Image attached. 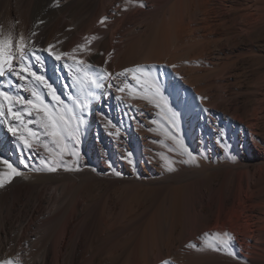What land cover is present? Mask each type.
Masks as SVG:
<instances>
[{
	"label": "bare ground",
	"instance_id": "obj_1",
	"mask_svg": "<svg viewBox=\"0 0 264 264\" xmlns=\"http://www.w3.org/2000/svg\"><path fill=\"white\" fill-rule=\"evenodd\" d=\"M65 12L77 24H60ZM82 27L90 41L77 59L114 75L155 66L147 79L158 75L180 113L173 133L180 143L168 138L163 113L130 75L116 83L123 87L127 79L133 89L97 92L89 105L79 165L67 150L61 165V146L48 137L32 138L34 151L22 149L0 119V157L21 173L7 176L0 161V260L264 264V0H0V37L14 43L23 35L30 47L68 52L70 36ZM33 33L38 41L31 43ZM43 60L33 70L61 93L64 60L47 51ZM0 87L29 93L7 79ZM30 121L25 117L39 132ZM44 184L53 189L45 199ZM45 200L55 209L36 217ZM219 240L228 245L217 251ZM25 243L28 257L21 261Z\"/></svg>",
	"mask_w": 264,
	"mask_h": 264
},
{
	"label": "snow or ice",
	"instance_id": "obj_2",
	"mask_svg": "<svg viewBox=\"0 0 264 264\" xmlns=\"http://www.w3.org/2000/svg\"><path fill=\"white\" fill-rule=\"evenodd\" d=\"M105 19L106 17L101 18V23ZM32 35L33 40L31 43H34L36 34L33 33ZM78 47L83 50L86 46L81 44ZM53 48L54 45L52 44H49L46 50L30 47V42L23 35L15 43L10 37H0V81L7 79L9 87L15 85L16 88H23V91L30 92L32 97L30 99L25 98L23 95L0 87V119L8 120L7 130L18 138L22 149L27 148L29 151H34L30 140L32 138L39 140L41 137H48L55 145L61 146L58 152L61 165L64 163L63 157L66 150L68 155L75 156V163L79 165L80 152L77 148L83 127L87 122L86 113L89 110V105L97 99V92L100 93V97H103L104 95H111V89H115L118 93H123L126 88L133 89V85L128 83L127 79L123 81V87L116 83L121 77L127 78L129 75L131 80L136 82V86L145 93L144 99L149 100L155 108L163 113V119L170 129L166 132L168 138L176 144L180 143L177 135L173 134L179 130L180 113L169 104L167 97L163 95L158 75L152 78L151 83L147 79V77H151V69L155 67L154 65H136L125 68L114 75L103 67L92 65L90 61L77 59L72 54L76 51L75 48L72 53H57L53 51ZM43 51H47L48 55L54 57L58 62L71 58L72 63L65 64L73 74L72 86L76 88L77 92V95L70 94L71 105L65 103L62 95L58 94L54 84L46 79L45 75H38V69L33 70L36 65L43 66ZM33 60L35 64L32 63ZM142 76L146 78L142 80ZM26 80L33 85H40L43 91H37L35 87L29 88L20 83ZM105 88L109 89L108 93L102 91ZM46 97L49 98L48 101H46ZM116 99L121 103L124 102L122 96H116ZM25 117H31L32 121L30 123L34 122L39 126L40 131L38 132L29 124H26ZM14 122H18L20 127L14 126ZM109 123L112 122L109 120ZM113 127H116V125H113ZM69 144H71V149H69ZM127 155L130 157L131 153ZM189 156H191V153H189ZM192 159L195 158L192 157ZM0 161L10 169V172L6 173L7 176H19L21 174L9 160L0 157ZM47 170L55 172L57 168L48 167ZM115 174L117 176L122 175L120 172ZM3 185L4 181L0 179V187H3ZM205 235L208 234L205 233ZM225 235L228 234L225 233ZM216 243L219 245L216 247L217 251L228 245L226 240H219ZM188 246L195 247L194 244ZM0 264H13V262L10 259H5L0 260Z\"/></svg>",
	"mask_w": 264,
	"mask_h": 264
},
{
	"label": "rangeland",
	"instance_id": "obj_3",
	"mask_svg": "<svg viewBox=\"0 0 264 264\" xmlns=\"http://www.w3.org/2000/svg\"><path fill=\"white\" fill-rule=\"evenodd\" d=\"M66 2V1H68V0H62V2ZM67 15H68V12H65V13H63V15H62V18H61V20L60 21H62V22H60V24L62 23V24H65L66 22H68V21H70L71 23H73V24H77V22L76 21H74V18H69L68 20H67ZM87 16V15H86ZM100 17V16H99ZM98 17V21H99V19H101V17L99 18ZM66 18V19H65ZM68 26H70V27H68ZM67 26V28H68V30L67 31H65V33L63 32V33H61L62 35H64V34H66V33H69L70 32V28H71V25L69 24ZM73 35V36H72ZM70 37H73V43H72V48L74 49H76L77 50V52L75 51L74 53H72V48H71V51H68V52H70V53H72L73 55H75V56H78V55H81V53H83V51H84V49L83 50H81L79 47H78V45H81V44H84V45H86L89 41H90V38H87V37H85V32H83V27L82 28H80L77 32H75V33H73ZM87 35V34H86ZM34 41H38V39H35ZM88 41V42H87ZM80 50V51H79ZM57 52V51H56ZM58 53V52H57ZM83 57H86V55H83ZM71 59H70V57L69 58H66V60H64L63 62V69H64V72H63V74H64V76L66 77V81H63L62 82V85H61V93H58V94H61L62 95V98L65 100V103H67V104H69V105H71V99H70V94H72V89L74 88L73 86H72V82H73V76H72V74H71V71L69 70V68L68 67H66L65 66V64H71ZM29 83L27 82V81H25V86H27V87H29V88H31L29 85H28ZM11 92H15V93H18L14 88L13 89H11ZM26 98H32L31 97V94H30V92L28 93V95H27V97ZM44 138H46V137H44ZM43 139V138H42ZM39 142H40V140H38ZM34 142L36 145H39L40 143L39 142ZM69 149H71V147L69 146ZM73 157V156H72ZM73 158H75V156L73 157ZM17 160L18 161H21V158H17ZM42 187H44L45 189H44V195H43V199H45V197L46 196H50L51 195V191L53 190L52 189V186L50 185V184H47V185H42ZM55 204L54 203H52L51 201H47V200H45L42 204H41V206L39 207V210H38V213L36 214V215H38V216H36V217H39L40 215H41V217H43V216H45V215H50V213H52L53 212V210L55 209ZM31 217L32 216H29V218H28V220H26V222H25V225L27 224V223H29V221H30V219H31ZM35 230V229H34ZM34 230H32V233L33 232H35ZM18 233H19V236H21L22 235V233H23V230H19L18 231ZM21 234V235H20ZM30 239H29V241L32 239L33 240V238H35L34 236H30L29 237ZM31 240V241H32ZM27 245V246H26ZM24 248H25V250H24ZM28 249H29V245L28 244H24L23 246H22V254H21V256H20V259H21V261H25L26 260V258L28 257L27 256V252L26 251H28Z\"/></svg>",
	"mask_w": 264,
	"mask_h": 264
}]
</instances>
